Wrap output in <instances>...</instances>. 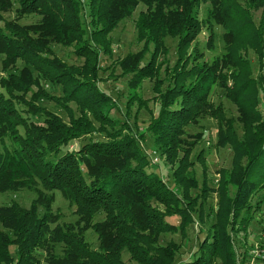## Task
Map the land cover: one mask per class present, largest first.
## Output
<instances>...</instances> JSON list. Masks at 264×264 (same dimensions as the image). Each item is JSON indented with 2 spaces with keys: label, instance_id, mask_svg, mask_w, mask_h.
I'll use <instances>...</instances> for the list:
<instances>
[{
  "label": "trees",
  "instance_id": "1",
  "mask_svg": "<svg viewBox=\"0 0 264 264\" xmlns=\"http://www.w3.org/2000/svg\"><path fill=\"white\" fill-rule=\"evenodd\" d=\"M205 2L225 31L226 53L199 65L200 56L192 59L188 51L201 33L198 11ZM14 5L19 17L4 19ZM139 5L145 9L136 18V40L143 46L116 59L115 67L120 77H128L131 100L137 99L135 90L156 75L155 63L167 52L164 40L176 39L170 85L160 93L162 81H155L159 105L146 133L167 161L175 162L182 152L174 171L181 196L150 172L142 137L110 117L114 102L99 88L100 54H112L109 35ZM260 6L255 23L251 10ZM28 14L40 20L20 24L17 19ZM54 44L72 47L82 62L67 64L53 52ZM249 52L258 63L256 77ZM191 59L195 62L189 66ZM263 65L264 0L243 5L238 0H0V194L25 189L36 194L28 208L16 202L0 206V264H130L122 261L124 251L133 264H235L230 232H245L264 204V195L251 204L253 194H264V115L258 110L264 103ZM189 78L193 81L186 86ZM213 85L237 107L241 137L221 106L209 103ZM40 100L53 102L67 123L39 106ZM202 115L216 121L215 146L230 149L231 167L220 175L210 230L194 257L180 263V245H161L162 237L183 232L194 220L193 206L183 197L192 186L185 175L196 142L186 146L181 137L183 127ZM82 139L77 150L68 149ZM53 192L74 207L75 222L60 224ZM100 213L103 218L94 222ZM172 215L180 218L177 227L165 221ZM203 216L198 210L200 222ZM87 231L96 236V248L86 240Z\"/></svg>",
  "mask_w": 264,
  "mask_h": 264
},
{
  "label": "rangeland",
  "instance_id": "2",
  "mask_svg": "<svg viewBox=\"0 0 264 264\" xmlns=\"http://www.w3.org/2000/svg\"><path fill=\"white\" fill-rule=\"evenodd\" d=\"M84 1V0H82ZM242 5L246 0H238ZM243 2V3H242ZM16 6L14 5L8 12L3 13V17L6 20H14L19 17L15 11ZM144 6L139 5L130 16L123 19L117 26V28L109 35L111 43V57L100 54V66L104 69L100 72L99 88L109 95L115 105V108L110 112V117L120 120V122H126L128 126L133 130L137 136L142 137V144L144 150L148 153L150 158V172L159 174L161 180L166 183L170 188H174V191L178 194L183 195L182 189L175 182V170L179 166L178 160L182 158V152L179 153L178 160L171 163L167 161L165 154L159 149L158 146L154 145L153 137L146 133V127L149 124L150 117L152 114H156L159 105L158 94L155 92V81L157 79L162 81L160 87V93H165L166 88L169 84V75L177 60L176 55V39L166 38L164 40L166 46V54L160 55L155 63L158 66L157 73L152 79H144L135 91L137 99L131 100L132 90L128 87L127 78L120 77V70L115 67V60L126 56L130 52L139 51L143 42L136 40V27L135 22L140 11H144ZM211 5L209 2L202 3L198 11V19L202 22V29L200 35L192 44V49L189 50L192 59L198 58V64L206 65L212 64L215 60H220L226 53V46L224 43V29L222 26L215 22L210 17ZM263 12V7L260 6L258 9H252L251 15L255 23L260 18ZM20 24L30 25L37 23L40 18L35 14H28L17 19ZM89 28H87L88 30ZM212 38V46L210 45L209 39ZM53 52L61 60L65 61L69 65L80 64L81 59H78L74 53L72 47H64L60 45L51 46ZM152 47L150 48V50ZM149 55V54H148ZM147 55V57H148ZM248 58L251 62L253 71V77L258 75V63L256 56L252 53H248ZM190 60V65H194L193 60ZM18 66H21L20 64ZM264 66V65H263ZM112 69L114 71H112ZM264 74V68L262 70ZM193 81L189 78L186 86ZM44 89L50 92H54L50 86L46 85ZM34 90V89H33ZM35 91V90H34ZM261 100V99H260ZM130 102V103H129ZM140 102L142 104H140ZM263 102V101H262ZM209 103L217 106L220 105L223 113L227 118L234 120V127L239 137L242 135V125L238 121L239 113L237 107L226 97L224 91L217 85H213L209 94ZM37 104L41 107L58 115L64 122L67 123L68 118L65 113L60 110L53 102H46L40 100ZM73 110H76L75 105H71ZM258 110L263 117L264 115V103H259ZM21 133L23 132L20 130ZM184 135L181 137L185 142L186 146L189 143L196 142L195 146L192 147L191 154L189 156V162L192 163L190 169L187 170L186 178L189 180L191 188L188 193H185L183 198L185 203L190 202L193 206L191 211L194 218L192 222L187 223L183 232L168 233L162 237V244L165 242H174L180 245L179 251L176 254V262L183 263L184 261L191 259L196 254L198 242L202 236L211 228L212 221L214 219V213L217 207V191L219 188V180L222 172L228 173L231 167V151L228 147L217 148L216 133L217 124L216 121L208 115H202L198 117L196 123H190L183 127ZM98 135H93L92 138ZM86 139L74 141L70 146L69 150H77V148L84 143ZM7 148H10L9 140L5 141ZM2 150V148L0 147ZM9 149L8 151H10ZM146 154V153H145ZM150 155V156H149ZM226 175V174H225ZM231 194L234 190L229 188ZM53 211H58L61 215V223H73L76 221V216L73 214L74 207L64 199L59 192H53ZM263 191L259 190L252 196L251 204H255L259 198H263ZM36 198V194L32 190H21L19 192H7L0 194V206L8 205L11 202H16L22 208H28L31 201ZM182 199V197H181ZM153 206L161 211H164L163 206L156 203H152ZM198 210H203L204 216L202 222L197 218ZM264 212V204L261 205L258 211H255L252 221L247 226L245 232L235 231L230 232L231 236V248L235 257L234 251L238 250V247L243 246V241L249 235H256L259 231L264 230V226L261 225L258 220ZM103 218V214H97L94 218V222H97ZM180 218L177 215H172L165 218V221L174 226L179 225ZM186 224V225H187ZM244 231V230H242ZM183 237V238H182ZM86 240L92 245L93 248L97 247L96 236L91 232L85 233ZM246 241V240H245ZM235 249V250H234ZM240 249V248H239ZM43 258V254L41 255ZM122 261L125 263L133 264L129 262V255L124 251L122 253ZM215 264H219L218 261Z\"/></svg>",
  "mask_w": 264,
  "mask_h": 264
},
{
  "label": "built area",
  "instance_id": "3",
  "mask_svg": "<svg viewBox=\"0 0 264 264\" xmlns=\"http://www.w3.org/2000/svg\"><path fill=\"white\" fill-rule=\"evenodd\" d=\"M258 220L264 226V212ZM245 240L243 246L234 251L235 264H264V230L247 236Z\"/></svg>",
  "mask_w": 264,
  "mask_h": 264
}]
</instances>
